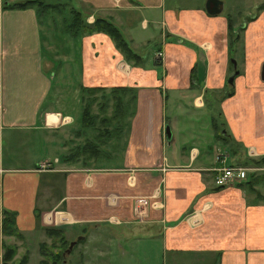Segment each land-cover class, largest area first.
I'll list each match as a JSON object with an SVG mask.
<instances>
[{"label":"crops","instance_id":"crops-1","mask_svg":"<svg viewBox=\"0 0 264 264\" xmlns=\"http://www.w3.org/2000/svg\"><path fill=\"white\" fill-rule=\"evenodd\" d=\"M15 1L0 0V206L17 231L85 225L80 264H264V0H60L112 22L139 62L104 31L73 32L60 8ZM114 85L135 89L126 146L116 163L75 165L85 88ZM253 162L214 183L216 166Z\"/></svg>","mask_w":264,"mask_h":264},{"label":"rangeland","instance_id":"rangeland-1","mask_svg":"<svg viewBox=\"0 0 264 264\" xmlns=\"http://www.w3.org/2000/svg\"><path fill=\"white\" fill-rule=\"evenodd\" d=\"M53 8H47L45 11H51ZM62 9V10H61ZM62 14H67L66 16L69 18V21H73V13L71 10V7H61L60 8ZM225 12V10L223 11ZM236 15V14H235ZM65 16V15H64ZM61 18V16L59 17ZM46 20V19H45ZM55 24L58 26H61V22L56 18H54ZM245 22L244 16L240 17L239 15H236L235 18H232L230 20L231 23H236L237 27L234 29V31L230 30V36H229V44L230 46H233L237 39V34L240 36V25ZM47 23V20L44 24ZM54 25V24H53ZM55 27V26H54ZM74 27V26H72ZM232 27V26H231ZM233 29V28H232ZM54 32V31H53ZM49 45V50L54 53L56 50L55 46V39L51 38L50 40H47ZM239 42V41H238ZM240 47L241 44H238ZM54 56V55H52ZM131 93V92H130ZM132 94V93H131ZM127 94L126 97H124L123 102V108H121L120 116L117 118H112V101L110 99L109 90H96L92 93H89L87 90L84 92V98L82 100L81 107L79 105L78 111H80L79 114V131L77 132L78 138L72 137V139H76L77 143L70 142V139L66 140L68 143V148L75 150L72 154H74L75 151L79 152L78 157L82 155V158L75 163V165H80L82 161H84L83 165H92V163L87 164V157H89V153L84 152V147L87 146L88 142H90L95 152L98 154L95 156L100 157L102 153H105L106 155H110V162L116 163L118 162V158L121 156V153L124 149V146H126L127 143V137H128V126L130 121V113L133 108V101H128ZM92 98V100H91ZM94 98V99H93ZM90 103V123L89 125H83L82 121V110L85 103ZM82 109V110H81ZM122 115V116H121ZM106 118V120L104 119ZM104 119V120H103ZM216 120V119H215ZM212 129L214 132L216 131L215 128L212 125ZM68 138H70V134L68 135ZM93 152V150H92ZM98 160L95 161L94 165L98 164L101 165L106 162V160H102V158H97ZM110 164V163H109ZM80 165V166H81ZM244 167L245 170V177L248 176L249 173H256L259 170V166L253 162L251 164L244 163L241 165ZM244 180V179H243ZM242 181V180H241ZM45 221V222H44ZM54 217L45 218L43 220V225L40 223L39 227L32 233H21V232H14L10 233L9 231L4 228L5 224V214H2V217L0 219V263L3 264L4 262V254L6 253L5 247H12L16 250L15 259L12 257L11 259L5 261L7 263H10L12 261H22L24 259V256L27 254L25 253H31L38 252V255L41 256V258L37 259V253L35 252L32 255L31 261L33 263H36L39 261V264H53L49 258L47 257V254L49 252H54L60 248V246H63L66 242H70V240L76 239V237L80 234H85L87 232L85 225H71L70 223H56L54 222ZM51 230H54V232H51ZM58 230L60 232H58ZM57 234H54V233ZM62 236V237H61ZM34 237V238H33ZM17 238H20V242L16 241ZM41 238V239H38ZM62 239V240H61ZM65 240V241H64ZM84 241L80 240L79 242ZM65 242V243H64ZM79 242L74 243V250L72 253L66 255V264H80L82 259L78 261V253L77 249L81 248L83 246L82 244H79ZM19 245L21 247L19 248ZM26 258V257H25ZM26 261V260H25ZM101 263V262H100ZM160 264H168L167 259H161Z\"/></svg>","mask_w":264,"mask_h":264},{"label":"trees","instance_id":"trees-1","mask_svg":"<svg viewBox=\"0 0 264 264\" xmlns=\"http://www.w3.org/2000/svg\"><path fill=\"white\" fill-rule=\"evenodd\" d=\"M9 6H28V5H33L37 8H40L41 10H45L47 8H61V7H65V3L61 2L60 0H17L15 2H12L11 4H8ZM7 4H5V6H8ZM72 13L74 15L73 17V21H71V23H69V27L70 29H72V31H76V30H81L83 32H91V31H104L106 33H108L111 38L114 40L116 46L124 53L125 58L128 60H133L134 62H139L140 61V56L135 53L129 46V44L127 43V41L124 39V37L122 36V34L120 33L119 29L109 20L104 19L102 17H96L94 19V21L92 23H87L85 22L84 18L81 17L80 12L71 9ZM74 26V27H72ZM229 29L232 30L231 28V24L229 21ZM233 31V30H232ZM89 93H92L96 90H107L106 88L102 87V86H92V87H87L85 88ZM109 94H110V99L112 101V118H117L120 116V112H121V108H123V102H124V97L127 96V94H129L128 96V101H134V97H135V89L130 87V86H126V85H114L112 87H110L109 89ZM132 94H131V93ZM229 94V92H228ZM94 99V98H93ZM92 100V98H91ZM122 116V115H121ZM90 103H85V105L83 106V110H82V121H83V125H89L90 123ZM106 120V118H104ZM103 119V120H104ZM212 124L213 127L215 128V136L217 138H226V132L223 129V126L220 125V122H217L215 120V117L212 119ZM93 150V152H92ZM84 152L85 153H89L90 156H95V154L97 155L98 152L96 153L94 150L93 145L88 142L87 146L84 147ZM76 153V155L79 154V152L75 151L74 154ZM252 173H249L248 175H250ZM5 224H4V228H6L7 231H9L10 233H14V232H18L17 228L15 226V218H14V213L12 211H5ZM51 232H54V230H51ZM58 232H60L58 230ZM54 234H57L56 232ZM62 237V236H61ZM62 240V239H61ZM65 241V240H64ZM65 243V242H64ZM69 242H66L63 246H60V248L54 252H49V254H47V257L49 258V260L53 263V264H61L63 258H64V251L66 250V248L68 247ZM6 248V253L4 254V262L3 264H23L26 260V256H24V259L22 261H17V262H10L7 263L5 261L11 259L13 257V255L15 254L16 250L10 246L5 247Z\"/></svg>","mask_w":264,"mask_h":264},{"label":"built area","instance_id":"built-area-1","mask_svg":"<svg viewBox=\"0 0 264 264\" xmlns=\"http://www.w3.org/2000/svg\"><path fill=\"white\" fill-rule=\"evenodd\" d=\"M162 55L161 50L156 52V57ZM218 159H221L220 156H217ZM216 173L214 176V183L216 185H226L231 182H237L245 179V170L241 164H222L215 167ZM2 209L0 206V219L2 217Z\"/></svg>","mask_w":264,"mask_h":264},{"label":"water","instance_id":"water-1","mask_svg":"<svg viewBox=\"0 0 264 264\" xmlns=\"http://www.w3.org/2000/svg\"><path fill=\"white\" fill-rule=\"evenodd\" d=\"M206 7L209 12H218L222 9V2L220 0H207ZM261 77L264 78V64L262 65V68H261ZM82 238H83V235H78L76 239L71 240L69 242L68 247L64 251V254L70 252L73 244ZM64 263H65V258H63L61 264H64Z\"/></svg>","mask_w":264,"mask_h":264}]
</instances>
